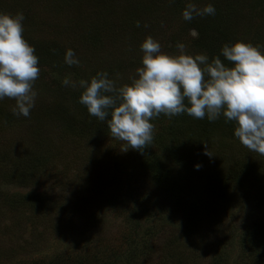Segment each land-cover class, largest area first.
Wrapping results in <instances>:
<instances>
[{
	"label": "rangeland",
	"instance_id": "1",
	"mask_svg": "<svg viewBox=\"0 0 264 264\" xmlns=\"http://www.w3.org/2000/svg\"><path fill=\"white\" fill-rule=\"evenodd\" d=\"M260 1L193 0L201 8L212 4L215 15L184 21L189 0H0L4 13H23L27 43L51 44L60 60L56 67L38 57L37 96L27 118L12 114L14 100L0 101V264H264V155L230 136L222 115L209 122L160 114L150 120L152 143L133 150L109 131L78 135L75 123L90 120L79 112L82 89L61 84L97 72H107L117 87L131 84L148 36L162 53L177 55L183 43L186 54L209 58L197 23L226 21L241 42L264 52ZM67 49L78 65L64 63ZM181 123L191 133L175 137L170 129ZM143 152L173 171L177 195L180 189L195 202L197 214L189 213L195 226L156 186ZM49 155L46 166L25 165ZM240 164L255 167L258 177L244 190L221 186ZM207 175L216 178L211 188Z\"/></svg>",
	"mask_w": 264,
	"mask_h": 264
},
{
	"label": "clouds",
	"instance_id": "2",
	"mask_svg": "<svg viewBox=\"0 0 264 264\" xmlns=\"http://www.w3.org/2000/svg\"><path fill=\"white\" fill-rule=\"evenodd\" d=\"M215 11L212 4L201 8L189 0L181 16L191 21ZM23 20L22 12H0V101L14 100L12 114L27 118L37 96L33 84L39 76V58L23 38ZM176 49L177 55L162 53L159 42L148 36L140 45L142 66L135 70L131 84L117 87L107 72H97L89 80L65 77L61 84L83 90L78 103L90 116L104 121L111 109L107 126L112 137L133 150L142 151L152 143L150 120L160 114L169 118L186 114L209 122L222 115L226 123L234 124L233 136L245 148L264 155V52L260 46L240 41L224 44L220 56L231 67L219 56L209 62L206 54H186L183 43H177ZM64 63L79 64L71 49L65 51Z\"/></svg>",
	"mask_w": 264,
	"mask_h": 264
},
{
	"label": "trees",
	"instance_id": "3",
	"mask_svg": "<svg viewBox=\"0 0 264 264\" xmlns=\"http://www.w3.org/2000/svg\"><path fill=\"white\" fill-rule=\"evenodd\" d=\"M260 3H262V0L260 1ZM258 4L259 3L255 4L254 6H256ZM3 8H4V6L0 3V12H3V10H4ZM222 19H224V17ZM210 23H212V21H210ZM210 25H213V26L212 27L208 26V24H206V23H203L201 25H199V23H197V25L195 27L196 30L199 32V37L202 41V48L209 53L210 59H212L214 56H219L221 61L226 66L231 67V62H228L225 58L220 56V49L224 44L231 45L237 41L241 42V37H239V38L237 37L236 33L238 31L232 29L231 24H228L226 21H218L215 24L213 23ZM51 46H52L51 44H47V43H44V45H39L38 49L35 48V55L37 57L40 56L41 59H43L46 64L49 63V64H53V66L58 67L60 60H57V62H56L55 59L59 54H56L55 57L53 58L51 49H54V48ZM81 92H82V90H81ZM81 92H80V94H81ZM80 94H79V96H80ZM79 112L81 114H85L87 119H90V120L88 121L89 125L85 124V122L88 123L87 121H81L80 123H77V124L75 123V130L74 131L78 135H83L84 137H86V136L91 137L92 135H98V134L101 135L102 132L109 131L107 123H108V120L110 119L111 109H109V116L106 117L104 121H101L100 126H98L96 124L100 120H98L94 116H90L87 113L86 108H84L83 110L82 109L79 110ZM185 117H186L185 114H180V115L176 116V118L178 120H183ZM223 122L226 125V126L224 125V127H227V129H228V130H226V132H228V134L230 136L233 135V130H232L233 127L232 126H234V124L233 123L229 124V122L226 123L225 121H223ZM182 124L183 123H181L180 125L170 129L171 133L175 137H177L180 134V131H182L183 129H186L187 132L191 133L189 126L187 127L186 124H184V125H182ZM205 127H206V125H205ZM205 127L199 128V130L204 132L205 129L207 128V127L206 128ZM195 132H196V129H195ZM143 154H144L143 158L145 160L146 168H148L150 170L151 178L154 181V183L156 184V186L160 187L164 191H167L169 194H171L173 196V198H174L173 200L175 201V203L178 206H180L183 210L187 211V218H188L187 220L188 221L190 220V222L193 225L195 223L194 219L196 217H194L193 214L189 215V213L193 212L195 215L197 214L196 208H195V206H196L195 202L190 200L185 195H183V196L179 195L180 194L179 191H181L180 189L178 191V195H177V193H175V191L177 190L176 189L177 186L175 187V185H177V184H176V182L172 181V179H171L173 171L168 170V172H164L161 169L160 163L158 161H154L151 157L148 156V155H151L150 152H146V153L143 152ZM27 159H28V162L25 160V162H26L25 165L34 164V165L38 166L37 168H39V167H43L45 164L48 165V163L51 162L52 157H51V155H49V157L45 156L42 159H38V158H27ZM175 162H172V163H175ZM18 166H20V165H18V163H17L16 167H18ZM254 168L255 167H253L251 165H245V164L237 165V167L234 168V170H233L234 173L228 179L230 181H227V183L221 182L220 185L221 186H227V184H228L229 188H231V189H236L237 186H240L241 189H243V190L245 188L247 189L248 187H246V184H247L246 181H248L249 178H250V180H255L256 176L258 177L257 169H254ZM228 177L229 176H224L223 178L226 179ZM207 178H208V180L205 181L206 186H208L209 188L213 187L214 181L216 180V178H214L211 175H207ZM219 191H221L220 195H222V191H224V189H220ZM261 195L264 196V192H262ZM189 217H191L192 219H189ZM193 226H195V225H193ZM192 235L193 234H191L190 236H192ZM59 262L61 264H68L69 263L68 261H64V260H61ZM80 264H83V262H80Z\"/></svg>",
	"mask_w": 264,
	"mask_h": 264
}]
</instances>
